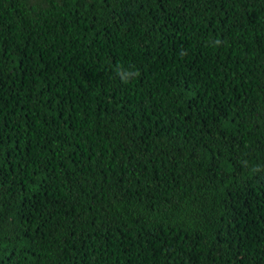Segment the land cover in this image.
I'll return each mask as SVG.
<instances>
[{
    "label": "trees",
    "instance_id": "trees-1",
    "mask_svg": "<svg viewBox=\"0 0 264 264\" xmlns=\"http://www.w3.org/2000/svg\"><path fill=\"white\" fill-rule=\"evenodd\" d=\"M0 264H264V0H0Z\"/></svg>",
    "mask_w": 264,
    "mask_h": 264
}]
</instances>
